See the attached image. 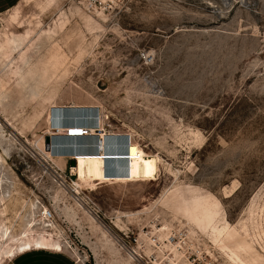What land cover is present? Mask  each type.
Listing matches in <instances>:
<instances>
[{
  "label": "rangeland",
  "instance_id": "obj_1",
  "mask_svg": "<svg viewBox=\"0 0 264 264\" xmlns=\"http://www.w3.org/2000/svg\"><path fill=\"white\" fill-rule=\"evenodd\" d=\"M88 115L101 159L45 154ZM43 240L84 264H264V0L0 15V264Z\"/></svg>",
  "mask_w": 264,
  "mask_h": 264
},
{
  "label": "crops",
  "instance_id": "obj_2",
  "mask_svg": "<svg viewBox=\"0 0 264 264\" xmlns=\"http://www.w3.org/2000/svg\"><path fill=\"white\" fill-rule=\"evenodd\" d=\"M20 1L21 0H0V15L16 7V5L20 3ZM94 116L96 117V114H94ZM87 117H85L86 119L83 118V120L81 121L80 120L75 121L76 124L83 125L85 123L88 126L89 115ZM74 119H77V117H75ZM65 125L72 126L73 122H71V124L67 123ZM91 129L95 130V133H93L92 136H89V137H94L93 141H89L87 139L88 137H82V138L61 137V139L56 138L55 140L58 142L57 147L59 148H55L54 150L55 153L56 152L58 154L63 153L64 155L68 154L70 155L68 156L69 158H75L79 160L101 159L105 153V142L102 133L104 129L100 124L96 125V127L91 126ZM124 139H126L127 141V138ZM60 143L61 146L59 145ZM75 143L78 144L75 145ZM62 145L64 147H62ZM71 152L73 153L71 154ZM66 214L68 216L75 215V213H66ZM3 264H84V263L82 262V259L81 260L78 259L76 255L74 256L73 254L65 251L64 247L56 246L53 245L51 241L43 240L42 243L38 245L30 244L28 247L24 249H19L15 251L13 254L6 257V260L4 261Z\"/></svg>",
  "mask_w": 264,
  "mask_h": 264
},
{
  "label": "bare ground",
  "instance_id": "obj_3",
  "mask_svg": "<svg viewBox=\"0 0 264 264\" xmlns=\"http://www.w3.org/2000/svg\"><path fill=\"white\" fill-rule=\"evenodd\" d=\"M64 113V112H63ZM76 113V112H75ZM65 116V115H64ZM69 116H72L73 118L75 117H78L77 115H69ZM87 117V116H86ZM58 118V117H57ZM80 123V122H79ZM50 124V123H49ZM85 124V123H84ZM79 125V124H76L75 121H73V125L72 126H61V125H55L54 128L51 126V124L49 125V129L47 130V134L49 135H52V143L49 145L48 149L49 151H45V154L48 156V157H52V154L55 153V148H59L57 147L58 146V142L55 140L56 138L57 139H61V137H68V138H82V137H89V136H92L93 133H95V128L94 129H91V126L92 127H96L95 125H88L85 124V125ZM97 125V124H96ZM102 125V124H101ZM52 127V129H51ZM70 128H73L72 131H70L69 129ZM98 131V130H97ZM99 132V131H98ZM86 133V134H84ZM68 134H71V135H68ZM102 139V138H101ZM65 140V139H64ZM72 140V139H71ZM76 140V139H75ZM73 141V140H72ZM81 141V139H80ZM61 142V141H60ZM66 142V141H65ZM84 142V140H83ZM72 143V142H71ZM74 143V142H73ZM79 143V142H78ZM77 143V144H78ZM75 143V145H77ZM61 146V143L59 144ZM68 145V144H67ZM74 145V144H73ZM69 146V145H68ZM62 147H64L62 145ZM58 150V149H57ZM56 150V151H57ZM65 151V149H64ZM57 153V152H56ZM60 153V152H59ZM67 153V151H66ZM73 152H71L72 154ZM82 153V152H81ZM63 154V153H62ZM64 155V154H63ZM75 155V154H74ZM73 184H74V188H75V194H78L80 193V185L79 183L75 182V181H72ZM47 214L48 213V209L44 210L43 211V215ZM45 217V215H44ZM46 218V217H45ZM47 219V218H46ZM47 220H51V219H47Z\"/></svg>",
  "mask_w": 264,
  "mask_h": 264
},
{
  "label": "water",
  "instance_id": "obj_4",
  "mask_svg": "<svg viewBox=\"0 0 264 264\" xmlns=\"http://www.w3.org/2000/svg\"><path fill=\"white\" fill-rule=\"evenodd\" d=\"M111 139H112L111 143H114L115 141H113V138H111ZM108 140H110V139H108ZM46 142H47V144H50V143L52 142V138H51L50 136H47ZM126 145H128V142H125V146H126ZM125 146H124V150H125V148H126ZM118 155L121 156L120 154H115V155H113V156H118ZM116 160L121 161L122 158L119 157V158H116ZM72 163L75 164V161L72 160Z\"/></svg>",
  "mask_w": 264,
  "mask_h": 264
},
{
  "label": "built area",
  "instance_id": "obj_5",
  "mask_svg": "<svg viewBox=\"0 0 264 264\" xmlns=\"http://www.w3.org/2000/svg\"><path fill=\"white\" fill-rule=\"evenodd\" d=\"M69 130L72 131L73 128H70ZM84 134H86V133H84ZM121 138H122V137H121ZM44 215H45V217H46L47 219H51V220L54 219V213H53L52 210H48V213H47V214L44 213ZM44 215H43V216H44Z\"/></svg>",
  "mask_w": 264,
  "mask_h": 264
},
{
  "label": "trees",
  "instance_id": "obj_6",
  "mask_svg": "<svg viewBox=\"0 0 264 264\" xmlns=\"http://www.w3.org/2000/svg\"><path fill=\"white\" fill-rule=\"evenodd\" d=\"M89 141H93L94 137H88L87 138Z\"/></svg>",
  "mask_w": 264,
  "mask_h": 264
}]
</instances>
